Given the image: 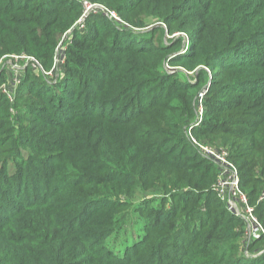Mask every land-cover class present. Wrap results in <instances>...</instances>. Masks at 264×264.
Here are the masks:
<instances>
[{
    "label": "trees",
    "instance_id": "1",
    "mask_svg": "<svg viewBox=\"0 0 264 264\" xmlns=\"http://www.w3.org/2000/svg\"><path fill=\"white\" fill-rule=\"evenodd\" d=\"M89 1L116 11L127 24L100 12L88 16L83 30L74 27L80 0H0V56L32 55L50 68L61 35L71 28L62 44L63 78L49 85L26 69L16 91L17 110L34 92L25 90L27 84L48 94L42 102L51 107L34 118L40 124L36 141L47 145L44 150L34 145L43 161L36 164L28 156L16 164L11 152L2 157L6 149L0 138V264H264V234L245 244L244 219L213 190L216 164L187 140L185 126H176L178 143L172 147L184 143L200 162L177 161L180 155L167 149L165 140L153 139L151 123L156 115L166 116L158 98L171 97L156 91L161 86L163 92L170 78L157 72L164 60L188 70L201 65L215 70L205 116L193 132L199 139L221 136L264 228V198L259 200L264 192V0ZM148 18L159 19L169 34L184 29L188 50L170 57L181 40L154 44L152 33H163L161 25L136 32ZM153 72L159 85L143 107L141 89ZM197 78L200 86L206 84V71L200 69ZM180 85L182 93L174 98L191 104L185 92L194 84ZM222 88L238 95L224 97ZM9 107L0 93L1 120L10 116ZM248 110H254L251 117ZM183 187L197 193L178 195L179 203L170 208L151 206L146 199L150 209L141 214L142 240L126 248L128 256L114 253L108 241L118 228V210L130 204L116 195ZM200 201L206 210L197 213L193 205Z\"/></svg>",
    "mask_w": 264,
    "mask_h": 264
},
{
    "label": "rangeland",
    "instance_id": "2",
    "mask_svg": "<svg viewBox=\"0 0 264 264\" xmlns=\"http://www.w3.org/2000/svg\"><path fill=\"white\" fill-rule=\"evenodd\" d=\"M195 1H193V4H195ZM111 11H113L118 20H113V22L115 23H120V24H127L125 23V21L123 20V18L114 10L110 9ZM81 12H82V0H80V13L79 16L77 17V19L74 22V27H79L80 30H83L86 27V23L85 21L88 18L87 17L84 18V20H82L81 22H78L76 24V21H78V19L81 16ZM100 13V12H98ZM147 22L146 26L143 28H138L136 29V32H145L148 31L149 29H151V27H153L154 25H161V27L164 28V32L162 33V31H160L159 29H155V31L152 33V37H153V43L157 44V43H165V41H168V39L170 38H174V39H178L181 40L180 44H179V51L177 53H171L172 55H169L170 57H173L176 54H184L185 51L188 50V45H189V36L186 34L184 29H181L180 31L178 30H171V32H173L172 34H169L168 31L169 27L166 28L165 25L162 24V22H159V19H154L152 20L151 18H148L145 20ZM155 22V23H154ZM153 23V24H152ZM175 25V23L171 24L172 28ZM78 30V29H77ZM71 28L68 29L67 31H65L56 47L59 44H63L65 45V40L68 39V36L70 34ZM163 36V38H162ZM163 39V40H162ZM54 55H53V59H52V65L49 67H45L42 65V63L38 60V62L43 66V68L45 70H50L53 66L54 63V59L58 54V51L56 52V48L54 50ZM169 53V51L167 52ZM12 54H17V53H11V54H4L2 56H0V58L4 57V60H9L8 57H5L7 55H12ZM32 56V55H31ZM167 60H164L158 67H157V72H160V75H162L161 73L163 72L162 70H164L165 72H167V76H170L169 80L165 81V90L161 93L159 91H161V86H160V90H157L155 88L156 85H159V81H157V76L156 73L153 72L152 76H149L148 79H150V82H147L146 86L143 87V89H141V93L142 95L145 97V101L143 104V107L146 103H148V101L150 100V97H152V93H150V91H154V89H156V91H158V96L159 97H164L165 95H170V98L167 99H159L160 104L166 105L167 108L162 110V113H166V116L160 115L157 117V115L152 119L151 123L153 124V127L156 131L155 136H154V140H165V144L166 147L168 149V147L170 149H174V153L175 154H179V158L177 161H185L186 165H189L191 162L192 163H196V162H200V160L197 159V157H195L196 155H194L192 153V151L187 147V145H185L184 143L182 144L183 146H180L178 148H174L172 147V145H176V143H178V136L176 135L178 133V128L182 126V128L184 127V132H185V128L188 127V125H190L191 123L196 121V118L198 117V113H197V109H198V105H199V101H201L202 99V105H203V113H202V118H201V122L205 116V96L206 93L208 91V89L211 86V81L213 79L212 73L215 71L213 69H209L206 66H198L196 69L194 70H188L185 67L180 66V65H174L169 63ZM27 69H29L30 71L33 70V67L28 66ZM200 69H203L206 71L207 73V82L206 84H203L202 86H200V83H198V78H197V73ZM62 70L63 68H60L59 70H57L53 76H50L49 78H45V82L49 85H54L56 84L58 81H60L63 78V74H62ZM8 71L11 73V71L8 69ZM35 71V75L36 76H40V73L36 70ZM32 71V72H33ZM28 71H24V73H22V81H25L26 78V73ZM32 72H30L32 74ZM34 75V74H33ZM34 75V76H35ZM160 77V76H159ZM202 80L205 79L201 78ZM204 81V80H203ZM190 84L193 85L195 87L189 88L185 93L186 95H188V98L192 99L191 104H183L180 100L175 99L174 95H177L178 93H182L180 88L181 85L180 84ZM21 84V83H20ZM19 84V85H20ZM196 84V85H195ZM18 85V87H19ZM26 85V84H25ZM163 85V84H162ZM17 87V89H18ZM168 87V89L166 88ZM20 88V87H19ZM226 88V87H225ZM222 88L223 90L221 91V95H223L224 97H236L237 92L235 91H228L227 89ZM25 90L29 93V91H34L30 94H26L24 96V98H22V101L26 102L25 104V108H21L19 107L18 110L15 108L14 104H15V99H16V94L14 97V103L12 106L13 111L10 110L9 108V113L10 116L5 117V119H0V133L1 136L0 138L4 140L5 145H4V149H6L3 153L2 157H7V155L10 153V155L13 158L18 159V161L16 160V164L19 163V161L21 163H23L25 161V159L30 156L34 159L33 163L42 162L44 159V154L43 152L37 150L36 148H34V145H40V149L44 150L47 148V145H41V142H37L36 140L38 139V137H40V124L38 122H36L34 120L35 115L40 114L43 109H45V107L47 105H45L42 101L44 99V97L46 95H48L47 93H45V90L41 89V88H35L34 86H31L30 84L26 85ZM204 90H206L205 92H203ZM17 91V90H16ZM200 93H204L203 96L201 97ZM184 95V94H181ZM256 95V94H254ZM45 100V99H44ZM21 101V100H19ZM121 105V104H120ZM119 105V106H120ZM47 107H51V106H47ZM110 107V106H109ZM189 107H191L192 109V114H188L189 113ZM106 110H108V106L106 107ZM20 111V112H19ZM252 111L254 110H248L247 113H252ZM2 113H0L1 116ZM247 114V115H248ZM18 115V117H17ZM245 115V116H247ZM43 117H47L48 114L44 113L42 114ZM252 115L249 114L247 117H251ZM34 120V121H33ZM200 122V123H201ZM177 126V127H176ZM11 127V128H10ZM11 129V130H10ZM194 130V129H193ZM193 132V131H192ZM179 134V133H178ZM187 137L186 132L184 133ZM181 135V134H180ZM194 137H196V135L193 132ZM183 137V136H181ZM221 136H215V135H208V136H204L201 137V139H199L198 137H196V139L198 141H200V143L205 144V145H211V146H215V147H220L224 150L227 151V153L229 152L227 149V146H225L224 144L221 143L220 141ZM183 142H187V140L184 138ZM190 141V140H189ZM210 143H208V142ZM190 145V144H189ZM171 146V147H170ZM185 153V155H184ZM189 159L190 161L187 162L186 160ZM16 167V165H15ZM184 192H186L187 194L190 193H197V190H193V188L191 187H183V188H171V189H162L160 192H151L150 190L146 191V190H138L137 194H135L133 197L127 198L123 195H116L117 200H122V201H127L130 204L126 207L120 208L121 210H118V212L120 213V215L117 216V220H116V225L118 228L115 229V232L113 234L114 239L112 240L111 238L108 241V245L111 244L112 250L114 251V253H116L118 256H123L124 252L126 250L127 247L138 243L142 240L145 232H144V219L141 217L142 213H145L146 211H148L150 209V203L149 204H145L144 201L146 199H150L151 202V206H156L159 204H164V206L166 208H170L172 207V205L179 203V196L183 194ZM264 198V192L261 193L259 200ZM203 199V198H201ZM193 204H189L188 205V209L189 210L191 207H197L195 210L197 211V213H199L198 210H200L201 212H204L205 209V204H203L202 201H200L199 203H197L196 205ZM194 211V210H193ZM193 211H191V215L193 214ZM185 213V212H184ZM197 214L195 217H199ZM198 224H196L197 226ZM115 240V241H114ZM114 241V242H113ZM239 251H243L242 246H240L239 244ZM246 252V251H245ZM129 254H126L124 256H128Z\"/></svg>",
    "mask_w": 264,
    "mask_h": 264
},
{
    "label": "built area",
    "instance_id": "3",
    "mask_svg": "<svg viewBox=\"0 0 264 264\" xmlns=\"http://www.w3.org/2000/svg\"><path fill=\"white\" fill-rule=\"evenodd\" d=\"M98 12L103 13L111 20H118L116 14L104 5L89 0H82V12L80 18L76 21V24L84 20L87 15L89 16L90 14ZM57 51L58 54L55 57L53 66L50 70H45L34 56L23 53L5 56L8 57L9 60H4V57L0 58V93L5 95L7 98L11 111H13L12 106L17 87L21 83V74L24 73L28 66H31L33 67V70L38 71L40 75L45 78L53 76L57 70L63 67L65 60L64 46L59 44L56 47V52ZM205 91L206 90L203 92ZM203 94L204 93H200L201 97ZM198 106V117L195 122L185 128V132L188 139L196 147V149L204 157L216 164L218 168V175L216 182L213 185V190L233 214L244 219L246 223L244 242L245 244H248L253 237L259 233L264 234V228L254 215V207L250 205L246 194L240 187L238 168L235 163L230 160L227 151L220 147L202 144L196 139V137H194L192 131L200 124L202 118V99L199 101ZM245 251L247 252V250Z\"/></svg>",
    "mask_w": 264,
    "mask_h": 264
}]
</instances>
